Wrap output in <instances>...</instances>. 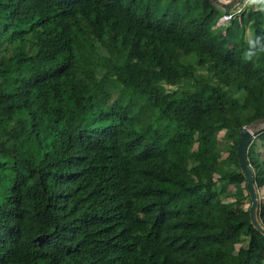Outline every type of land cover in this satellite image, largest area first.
Instances as JSON below:
<instances>
[{
  "label": "trees",
  "instance_id": "trees-1",
  "mask_svg": "<svg viewBox=\"0 0 264 264\" xmlns=\"http://www.w3.org/2000/svg\"><path fill=\"white\" fill-rule=\"evenodd\" d=\"M229 15L0 0V264H264L236 158L264 119V0ZM260 149L264 131L247 156L264 197Z\"/></svg>",
  "mask_w": 264,
  "mask_h": 264
},
{
  "label": "water",
  "instance_id": "water-1",
  "mask_svg": "<svg viewBox=\"0 0 264 264\" xmlns=\"http://www.w3.org/2000/svg\"><path fill=\"white\" fill-rule=\"evenodd\" d=\"M210 1L223 11L224 16H228L230 12L241 3L242 0H229L227 2H221L220 0H210ZM251 125L243 126L239 128L238 139L236 143V158H237L239 171L240 174L243 176L246 192L250 201L247 211L250 225L253 227L254 230H256L264 237V228L259 221V215H258L260 198L255 185L254 172L251 166L249 165L247 158L248 150L255 138V133L257 132V131L249 130V127Z\"/></svg>",
  "mask_w": 264,
  "mask_h": 264
},
{
  "label": "rangeland",
  "instance_id": "rangeland-1",
  "mask_svg": "<svg viewBox=\"0 0 264 264\" xmlns=\"http://www.w3.org/2000/svg\"><path fill=\"white\" fill-rule=\"evenodd\" d=\"M220 1H221V2H227V1H229V0H220ZM218 24H219L220 26H224V25H225L224 23L221 22V20L218 22ZM249 38H250V34L247 33L246 36H245V39H246L247 42H248ZM260 121H261V120H260ZM263 121H264V119H263ZM260 131H264V127L261 128V129H259V130H257V132L255 133V135H256L257 133H259ZM164 141H167V139H164ZM164 141L159 142V144L162 145V144L164 143ZM169 142H170L172 145H174V146H176V147H179V148H183V147L186 145V142L181 141V140H177V139H170ZM196 151H197V146L194 145L193 148L191 149V154H192V156L195 155ZM258 152H259V154H260L261 156L264 154L263 151H262L261 149L258 150ZM218 160H219V156H218V155H217V156H214V157L211 158V161H212L213 163H215V165H217ZM216 178H217V177H216ZM187 179H192V178H191V177H187ZM222 190L224 191V189H222ZM258 194H259L260 202L264 203V197H263V194H262L261 192L258 193ZM223 206H225V205H223ZM222 208H223L224 210H226L225 207H222ZM242 257H243V252L241 251L240 246H239V247L237 246V255H236V258H242Z\"/></svg>",
  "mask_w": 264,
  "mask_h": 264
},
{
  "label": "bare ground",
  "instance_id": "bare-ground-1",
  "mask_svg": "<svg viewBox=\"0 0 264 264\" xmlns=\"http://www.w3.org/2000/svg\"><path fill=\"white\" fill-rule=\"evenodd\" d=\"M264 127V121H258L256 123H253L250 127H249V130H253V131H257L261 128Z\"/></svg>",
  "mask_w": 264,
  "mask_h": 264
},
{
  "label": "built area",
  "instance_id": "built-area-1",
  "mask_svg": "<svg viewBox=\"0 0 264 264\" xmlns=\"http://www.w3.org/2000/svg\"><path fill=\"white\" fill-rule=\"evenodd\" d=\"M240 10H241V8L238 7V8L236 9V11H235V12H236L235 14H238V13L240 12ZM230 18H231V16L228 15V16H223L220 20H221L222 23L226 24V23L230 20ZM220 20H219V21H220ZM217 25L220 26L218 23H217Z\"/></svg>",
  "mask_w": 264,
  "mask_h": 264
},
{
  "label": "clouds",
  "instance_id": "clouds-1",
  "mask_svg": "<svg viewBox=\"0 0 264 264\" xmlns=\"http://www.w3.org/2000/svg\"><path fill=\"white\" fill-rule=\"evenodd\" d=\"M249 54H251V53H249Z\"/></svg>",
  "mask_w": 264,
  "mask_h": 264
}]
</instances>
